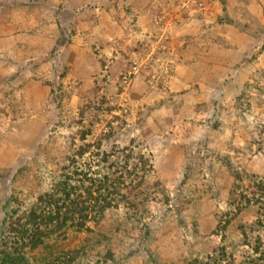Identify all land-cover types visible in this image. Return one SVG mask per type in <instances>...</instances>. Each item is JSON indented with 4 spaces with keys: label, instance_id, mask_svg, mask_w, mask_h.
<instances>
[{
    "label": "rangeland",
    "instance_id": "374dc122",
    "mask_svg": "<svg viewBox=\"0 0 264 264\" xmlns=\"http://www.w3.org/2000/svg\"><path fill=\"white\" fill-rule=\"evenodd\" d=\"M97 1L121 37L71 20L88 2L0 0V232L68 158L116 175L142 154L143 210L28 264H264V0Z\"/></svg>",
    "mask_w": 264,
    "mask_h": 264
},
{
    "label": "trees",
    "instance_id": "16d2710c",
    "mask_svg": "<svg viewBox=\"0 0 264 264\" xmlns=\"http://www.w3.org/2000/svg\"><path fill=\"white\" fill-rule=\"evenodd\" d=\"M124 161L119 172L113 175L110 169L83 172L75 166L74 159L68 158L60 170L72 169V173L63 175L61 182L52 183L49 192L31 201L19 216L14 211L3 220L0 264H28L25 249L41 246L45 238L67 226L88 231L87 222L92 220L96 225L107 221L106 213L121 203L131 216L139 213V206L143 210L144 173L150 170L151 164L142 154L133 158L129 153Z\"/></svg>",
    "mask_w": 264,
    "mask_h": 264
},
{
    "label": "crops",
    "instance_id": "0c3cea01",
    "mask_svg": "<svg viewBox=\"0 0 264 264\" xmlns=\"http://www.w3.org/2000/svg\"><path fill=\"white\" fill-rule=\"evenodd\" d=\"M85 2L89 3L90 9H83L81 6L79 8L75 5V10L73 8L74 4L72 5L71 11L74 12L72 14L71 20H75L76 23H80V20H82L88 28L97 32V34L102 33L103 38L108 37L110 39V34L117 35L118 37H121L122 32L115 30V26L111 25V22H108V14L110 9H106L100 5V2L97 1L94 4H91L89 0L83 1L81 0L80 5L84 4ZM75 3V2H74ZM97 3V4H96ZM96 6V7H93ZM85 6V5H84ZM77 9V10H76ZM80 9V11H79ZM58 14L61 13V10L57 12ZM108 28H110L111 33L108 34Z\"/></svg>",
    "mask_w": 264,
    "mask_h": 264
}]
</instances>
